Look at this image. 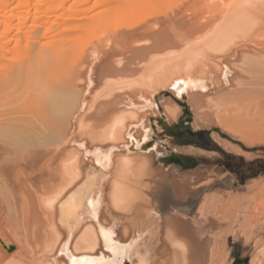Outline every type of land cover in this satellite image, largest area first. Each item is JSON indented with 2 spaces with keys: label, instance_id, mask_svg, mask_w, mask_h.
I'll return each instance as SVG.
<instances>
[{
  "label": "bare ground",
  "instance_id": "1",
  "mask_svg": "<svg viewBox=\"0 0 264 264\" xmlns=\"http://www.w3.org/2000/svg\"><path fill=\"white\" fill-rule=\"evenodd\" d=\"M159 1L0 0V264H109L119 248L134 264L215 262L223 200H203L204 222L185 214L215 180L157 165L160 120L189 110L215 139L264 145V95L243 86L264 75V0ZM166 179L160 207L148 194Z\"/></svg>",
  "mask_w": 264,
  "mask_h": 264
},
{
  "label": "rangeland",
  "instance_id": "2",
  "mask_svg": "<svg viewBox=\"0 0 264 264\" xmlns=\"http://www.w3.org/2000/svg\"><path fill=\"white\" fill-rule=\"evenodd\" d=\"M162 1H164V0H162ZM162 1H159L158 3H160V5H161ZM167 2H168V0H166L165 4L163 3L164 7L169 6L170 3L168 4ZM258 25H260V24H258ZM258 25L256 26L257 29L259 28ZM261 26H262V24H261ZM261 26H260V28H261ZM257 29L255 28V30H252V31H255V33L253 32L252 36H250L251 39H249V40L252 41L253 35L256 36L255 41L264 35V30H261V29L260 30L262 32L261 31L259 32V29H258L257 33L258 32L261 34L263 33V35L260 34L261 35L260 36L259 33L256 35ZM255 36H254V38H255ZM67 37L65 38V41H64L65 43H66ZM261 39L264 40V38H262V37H261ZM261 39H259L260 42L262 41ZM67 42H69V41H67ZM251 43H254V41L250 42V44ZM62 44H64V43L60 44L61 47L66 46V45L64 46ZM73 44L74 43L72 42V45ZM258 44H259V46H256L254 43L253 46L255 45L256 47L261 48L262 42L261 43L258 42ZM263 45H264V43H263ZM256 47H253V48H256ZM16 55H18V54H16ZM258 66H260V65H258ZM242 67H245V66H242ZM252 68H251V70L253 72H251V70L247 71L246 67H245V69L242 68L243 73L246 74V71H247V73L249 72L248 74L252 73V75H253L252 77H254L257 74L256 71H258V72L261 71L262 73L264 72V68H262L263 71H262V69H260L261 66L259 68L257 67V65H256V67H254V68L260 69V71L255 70V72H254V69H252ZM262 73H258L259 77L261 76ZM258 75H256V76H258ZM249 76H247V74H246L245 79H246V77H248L247 79H249V80L245 81V79H244L243 80V86H245V85H246V87L249 86L248 88H250V86L253 87L254 89L250 88V90L252 89L251 90L252 92H253V90H255L253 93L256 92L255 93L256 96H258L260 94V97H261V95H262L261 93H263V95H264V84H263V86L260 84L261 82L264 83L263 82V80H264L263 76L264 75L262 74V76H261L262 79L257 77V78H259V80L260 79L262 80V81L260 80L261 81L260 83H259L258 79L255 78V80H253V78H251ZM248 81H250L251 84H250V82L248 83ZM256 82H257V84H256L257 86H255ZM246 87H245V90H246ZM248 88H247V90H249ZM256 89H257V91H256ZM261 89H262V91H261ZM257 92H259V93H257ZM166 93L167 92H162V93H160V95H158L156 97L159 105L162 104V105L167 106L168 103L164 100V99H167L166 97H164ZM168 94L173 97L172 99L179 106L181 104H183L181 101L178 100V98H175L170 93H168ZM160 98H164V99H162V101H161V100H159ZM258 100H260V103L258 102V105H259L264 101V98L262 99V97H261V99H258ZM257 101L256 102L254 101L255 104L257 103ZM254 102H252L251 104H253ZM255 104H253V107H255L254 106ZM259 106H261V105H259ZM262 106H264V104H262ZM262 106H261V108H262ZM261 108H259V109H261ZM184 113H190V111L185 110L183 113H181V115ZM160 122H167V121H165L163 119V120H160ZM217 132L218 133L220 132L219 133L220 136L224 139H227V140L235 142V143H241L239 140L230 137L229 135L223 133L221 130L217 129ZM162 139L164 140V138H162ZM169 147H170V145L167 146V149H168L167 152H165V154L164 153L161 154L159 156L158 161H157V165H162V167H164L165 169H169V168L173 167L172 164L174 163L173 158L170 156ZM203 171L206 174V177L209 178V180L210 179H211V181L215 180V181H213V185L211 187L207 188L206 190H201L200 192H198V191L191 192L190 196L188 195L189 197H186L185 203H186V205H191V203L193 202L194 203L193 208H194V206L196 205V201L199 200L198 208H197V215H198V210H199V207L202 204L203 200H204V202L208 201L210 203V205L211 204L213 205L215 200H219L221 198L223 200L222 205H219V208H218L219 210H217V208H216L215 211L210 216V219L216 221L217 225L219 226V228H218L219 231L216 234V237H217L218 243H219L218 244L219 245L218 246V249H219L218 252L219 253H217V258H216L215 262L212 264H232L233 263L232 251H231L230 247H228V244H227L229 238H233L235 241H239L241 243L240 255L243 257L244 263H238V264H254V263H256V261H258V262L260 260L263 261V257L259 254H261L262 249L264 250V193L263 194L255 193V194H250V195L247 194L248 195V197H247V196H245L246 194L244 195V193H245L244 188L245 187L244 186H242V187L236 186L229 176L224 175L222 173H219L213 169H205ZM203 181H205V179L200 180L198 184H202L201 182H203ZM167 182H168V180L166 179V180H164V183L161 184V186L160 185L157 186L158 192H156L155 194L154 193H153V195L148 194L149 198L153 202H156V204L159 205L160 207L164 206L166 201H170L168 198H165V197L160 198L159 197L162 190H164L166 188L165 185H167ZM185 214H187L189 216L190 212L187 211ZM198 216H199V218H201L200 215H198ZM208 222L209 221H205L206 224H209ZM208 232H212V229H210ZM219 233L222 236V238L220 237ZM237 234L239 236H237ZM220 238L222 240H220ZM246 239H248V241ZM219 240H220V242H219ZM258 257H261L262 259L258 258ZM128 262L130 264L133 263L131 260V256L129 255L128 252H126V251L123 252V250L121 248H119V249H117V254L112 257V260L109 264H127ZM258 262L256 264H260V262L259 263ZM167 264H171V263H167ZM205 264H210V263H205Z\"/></svg>",
  "mask_w": 264,
  "mask_h": 264
},
{
  "label": "crops",
  "instance_id": "3",
  "mask_svg": "<svg viewBox=\"0 0 264 264\" xmlns=\"http://www.w3.org/2000/svg\"><path fill=\"white\" fill-rule=\"evenodd\" d=\"M165 97L172 98L168 93ZM192 116V113H184L176 122H160L161 138L172 147H169L170 156L174 160L171 169L179 173L213 169L229 176L239 187L254 180L264 181V145L249 147L224 139L220 134H217L220 140L215 139L212 136L213 130L195 129L192 123L187 121L189 118L193 119ZM226 141L229 144L225 143ZM198 203L199 200L196 201L194 208V203H191L192 212L189 219L204 222L196 217ZM227 244L232 251V264L244 263L240 255L241 243L229 238Z\"/></svg>",
  "mask_w": 264,
  "mask_h": 264
},
{
  "label": "snow or ice",
  "instance_id": "4",
  "mask_svg": "<svg viewBox=\"0 0 264 264\" xmlns=\"http://www.w3.org/2000/svg\"><path fill=\"white\" fill-rule=\"evenodd\" d=\"M227 71V70H226ZM180 83H183V82H180ZM193 87H195V85H193ZM178 91H179V89H178ZM205 91H206V89H205ZM131 138V137H130Z\"/></svg>",
  "mask_w": 264,
  "mask_h": 264
}]
</instances>
